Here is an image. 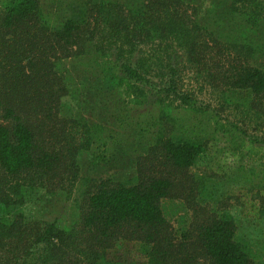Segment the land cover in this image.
Listing matches in <instances>:
<instances>
[{
  "label": "trees",
  "instance_id": "1",
  "mask_svg": "<svg viewBox=\"0 0 264 264\" xmlns=\"http://www.w3.org/2000/svg\"><path fill=\"white\" fill-rule=\"evenodd\" d=\"M119 1L75 0L56 22L42 0H0V264H116L121 255L134 264H264V256L256 261L236 240L234 219L208 206H196L190 227L175 237L161 202L177 197L180 187L181 196L195 192L179 184L178 174L194 165L206 143L173 134L176 121L165 114V96L195 105L177 91V64L167 65L166 85L157 89L152 68L163 57L135 55L140 45L175 43L197 78L248 92L251 108L264 118V71L249 63L255 52L264 54V0ZM166 48L164 60L171 62ZM211 50L222 57L204 69ZM143 87L166 119L153 131V155L137 159L135 182L90 179L77 222L32 231L21 211L26 190L68 189L78 177V157L97 139L106 146L100 141L106 129L84 115H61L60 100L98 98L105 120L126 129L132 125L123 117L124 100L147 102ZM240 142L245 158L264 155V137ZM259 183L258 201H250L255 217L264 213V180ZM40 245L44 254L33 262Z\"/></svg>",
  "mask_w": 264,
  "mask_h": 264
},
{
  "label": "rangeland",
  "instance_id": "2",
  "mask_svg": "<svg viewBox=\"0 0 264 264\" xmlns=\"http://www.w3.org/2000/svg\"><path fill=\"white\" fill-rule=\"evenodd\" d=\"M72 1L75 0H42V8L51 12L52 18L57 22L68 16L66 3ZM263 41L264 39L259 40L260 43ZM167 45V48L165 45H140L135 47V55L142 53L147 57H163L162 63L155 62L152 68L154 73L158 72L156 76H151L157 89L166 85L167 65L177 64V91L190 95L195 105L182 106L173 96H163V105H168L163 106L165 114L176 121L173 134L202 139L206 143V149L192 167L178 174L179 184L187 189L193 187L195 192L191 194L187 190L181 196L180 187L177 197L162 200L163 213L175 237H179L184 229L190 227L196 206H208L218 213L226 212L237 226L236 240L259 261L264 256V213L255 217L250 201H258L257 193L253 190L260 188L259 182L264 180V167L260 165L264 163V155L257 151L250 158H245L246 144L241 145L240 139L248 142L249 138L264 137V118L251 108V95L248 92L223 90L218 81L210 82L203 75L197 78L183 49L178 48L175 43ZM164 48L171 55V62L170 59L164 60ZM219 55L212 50L207 52L204 69L213 67V62L220 58ZM221 63L226 62L221 60ZM249 63L264 71V54L255 52ZM199 69L203 70L202 67ZM142 92L146 94L147 102L141 105H133L127 99L124 100L126 115L123 117L132 125L126 129L117 127L110 119L105 120L107 115L102 112L104 107L98 98L70 96L60 100L61 115H84L90 123L105 128L100 141L107 147L98 146L97 139L89 153L78 157L79 173L77 180L68 187L70 195L67 188L26 190L21 211L26 221L32 224V231L41 230L54 221H58L60 226L77 222L78 205L90 186V179L93 181L110 177L127 184L135 182L137 159L142 161L153 155L152 149L156 145V132L153 131L161 119H166L160 117L159 106L153 103L154 98L149 88L143 87ZM163 127L165 133L168 122ZM92 128L95 129L94 126ZM109 135L114 137L113 143ZM258 147V144H254V149ZM100 157L105 159L101 160ZM246 189L253 192L248 194ZM44 250V246L38 247L33 262H40ZM119 257L121 259L116 264L135 263L124 255Z\"/></svg>",
  "mask_w": 264,
  "mask_h": 264
}]
</instances>
